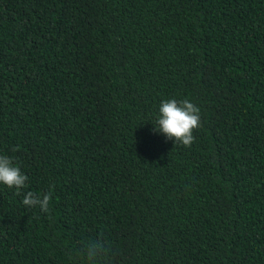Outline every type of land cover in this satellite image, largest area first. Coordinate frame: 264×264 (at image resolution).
<instances>
[{
	"label": "trees",
	"instance_id": "obj_1",
	"mask_svg": "<svg viewBox=\"0 0 264 264\" xmlns=\"http://www.w3.org/2000/svg\"><path fill=\"white\" fill-rule=\"evenodd\" d=\"M0 155V264H264V0H0Z\"/></svg>",
	"mask_w": 264,
	"mask_h": 264
},
{
	"label": "clouds",
	"instance_id": "obj_2",
	"mask_svg": "<svg viewBox=\"0 0 264 264\" xmlns=\"http://www.w3.org/2000/svg\"><path fill=\"white\" fill-rule=\"evenodd\" d=\"M199 111V108L188 100H164L159 107L153 131L162 133L168 140H174V145L190 147L195 139L193 130L199 126ZM27 180L28 177L15 166L11 157L0 155V183L9 188H16L19 195V190L25 187ZM50 199V193L40 196L29 191L24 195L22 202L28 207L39 206L41 211L47 213ZM85 254L89 264H99V261L108 256L109 248L102 239H96L85 245Z\"/></svg>",
	"mask_w": 264,
	"mask_h": 264
}]
</instances>
